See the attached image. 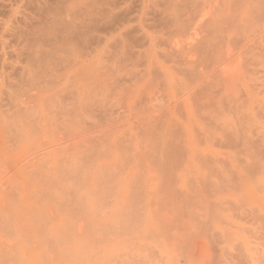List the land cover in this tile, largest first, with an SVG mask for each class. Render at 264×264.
<instances>
[{"label":"bare ground","instance_id":"6f19581e","mask_svg":"<svg viewBox=\"0 0 264 264\" xmlns=\"http://www.w3.org/2000/svg\"><path fill=\"white\" fill-rule=\"evenodd\" d=\"M84 158L123 172L112 218L140 182L137 255L150 235L165 264H264V0H0V264H49L48 236L62 251L97 228L106 188L58 187Z\"/></svg>","mask_w":264,"mask_h":264},{"label":"rangeland","instance_id":"374dc122","mask_svg":"<svg viewBox=\"0 0 264 264\" xmlns=\"http://www.w3.org/2000/svg\"><path fill=\"white\" fill-rule=\"evenodd\" d=\"M125 103H126V102H124L123 104H121L122 106L120 105V106L117 107V108H119V109H118V110L120 111L119 113H120L122 116H120V114H113V115H114V118L117 116V118H118V119H116V121L118 120L117 122H119V121L122 122V121H123L122 124L120 125V126H122V125H123V126H122V127L119 126V127H116V128H120V129L127 128V124H125V122H124V121H125L124 119L126 118V115H127V114H126V113L123 114L122 112L125 111V112L128 113L129 110H130V108H131L130 106H132V104L130 103L129 105H128V104H127V105H124ZM127 103H128V102H127ZM127 106L130 107V108H128ZM125 107H126V108H125ZM117 108H116V109H117ZM118 110L116 111L115 108H114V111H115L114 113H116V112L118 113ZM121 110H122V111H121ZM125 114H126V115H125ZM123 123H124V124H123ZM126 123H127V122H126ZM41 140H42V139H39V141H38V140H37V141L40 142ZM38 142H35V143L37 144ZM98 146H100V145H98ZM32 148H33V147H32ZM32 148H31V152L33 151ZM34 148H36V146H35ZM29 150H30V149H29ZM93 156H94V155H92V157L89 158V160H91L92 158H93V160L95 159V161L91 160V161H93V162H92L93 164H95L94 162H96V164H97L98 159H100V158L102 159V158H103V157H101V156H100V158H99V156H98V158H97V157L94 158ZM123 157H124V156L119 157L118 160H120V161H117L118 164L120 163V165H118V166H120V167H121V166H122V167H123V166H127V165H125V164H126V163L129 164V161H130V160H127V159L125 158V160H126L127 162H126L125 160H124V161H125V162H124V161H123ZM96 159H97V160H96ZM83 160H84L85 163L81 160L82 162H79V163H81L80 166H77V167H80V168L78 169L79 171H80V169L82 170V172H83L82 175L80 174L81 172H79L78 170H77V171L75 170V171H73V172H74V176H73V174H72L73 172L71 173V174H72L71 178H69V175H71V174L67 175V177L69 178V179H68V178L66 177V178H67V182H66L65 179L63 178V179L60 181V183H59L60 185H59L58 187H61V186L64 185V184L67 185V184L70 182V183L68 184V187H69L68 189H71V190L73 189V191H74V190H75V191H78V190H79L80 192H82V190H83V192H84V191H85V187H84V185H85V186H88L87 184H89V186H90L91 184H94V188H95V191H93L94 193L97 192L98 187H99V188H103V187H104V189L106 188L105 190H107V192L110 190V186H111L112 188H113V187H114V188L116 187L117 190L115 189V190H116V191H115L114 188H113V193H112V190H110L111 192H108V195L106 194L107 192H103V194H102V193H101V194L99 193L100 190H101V192H102V190H104V189H99V192H97V193H99L98 195H99L100 197H102V203L104 202L103 204L100 203V204L98 205V207H97V211H99L98 216L100 215L99 217H101L100 211H101V213L103 212V214H102V217L99 218V217L97 216V213H98V212L96 213V217H95V218L98 217L97 219H95V221L98 223V224H97V228H91V227L94 226V223H95V222H94V223L91 222L92 224L90 223V221L85 223L86 225H87V224H88V225H89V224H90V225H93V226H90V227H89V226L86 227V229L88 228V229H87L88 233H87V231H86V234L84 235V237H85L87 234H88V237L86 236L85 239L83 238L85 243L83 242L82 239H81L82 241H80L81 243H80V242H77L76 239L74 240V238H72V237H71V238L68 237V238H67L68 241H67V240H66V237H65V238H64L65 240L63 239V242L66 241L68 244H65L66 242H65V243L61 242V243L65 244V245H64V249H65V248H68V249H66V251H63L64 249L61 251L62 247L59 246V248H58V247L56 246V242H55L54 240H51L52 238L48 236V238H49V239L47 238L48 241L50 242V240H51L53 243H51V242H50V243H51L54 247H53L48 241H46V244H44V245H46L47 248L49 247L48 249H49L50 251L45 247L46 249H45V251H44L43 253H44V254L47 253V254H49L50 256H52V258H53V259L50 258V256L47 255V254H45L46 256L43 255V256L45 257V259H46V262L49 261V264H51V263L54 264V261H55L56 258H57V260H58V262H60V264H95V263H96V264H114V262H115V264H117V262H116L117 260H118V262H119L118 264H120V263H121L120 260L123 258V259H124V260H122L123 263L125 262L126 259H129V261L131 260L130 263H129L128 260H127V261L125 262V264H126V263H127V264H128V263H129V264H133L132 262L134 261V259H135V262H136L135 264H138L137 262H140V261H141V264H147V263H150V261H148V259L150 260V259L153 257L152 255H155V251L158 249V246H157V245H154L155 242H154V240L151 239L152 237H151L150 235H148V236H145V237L143 238V245L145 246V245L147 244L148 247L145 246V247H144V250H143L142 252H139L138 255H137V251H136V248H135V247H136V244H137V241H136L137 239L135 238V233H137V232L139 231V230L137 231V229H140V227H141V225L139 226V223H140V221H141L140 218H141V216H145V215L147 214V210L145 211V209L147 208V207H146V203H145L146 201L143 200V199H145L146 196L144 195V193H143V191H142L141 189H138V188H139V185H140V182L138 181V186H136V185H137V184H136V185H134V187H135V188L137 187V188H136L137 191L139 190V192H141V191H142V192L138 194V192L135 191V193L132 194V195L134 196L133 201H132V203H131L129 206H126V207H127V211H128L129 213L126 211V207H125V208H124L125 210H124V209H123V210L126 211V212L123 213V212H124L123 210H122V212H121V214L123 213L122 215H124V216H122L121 214H119V215L121 216V219H120L119 216H117V219H116V217H115V218L113 217L114 219L118 220L117 223H118L119 225H117V224L115 223V221L113 220V218H112V216H113L114 214H112L111 212H112V211L115 212L114 208L116 209V207H115V202H114V200H113V199H115V198H113V197H114L113 195H116V196H117V194H114V193H115V192L118 193V188H117V186H116V184H115V180H116L117 175L120 176V177H123V172L121 171V174H122V175H121V174H117V175H115V178H114V179H113V177H114V176H113L112 179L114 180V182H113L114 184H111V185H110L109 182H110L111 180H108L109 178H106L107 176H106L105 179H104V178H103L104 176H101V175L98 173V171H97V165H96V168H93V170L90 171V173L93 172V174H91V175H89L90 173H87V174H86L85 171H83V168H84V166L86 167L85 164L87 163L88 160H87L86 158H84ZM121 161L124 162L125 164L123 165V163H122ZM83 163H84V165H83ZM63 164H64V163H63ZM78 165H79V164H78ZM82 165H83V167H81ZM125 168H126V167H125ZM95 169H96V172H94ZM86 172H87V171H86ZM77 173H79L80 175H78ZM94 173H96V174H94ZM97 174H99V177H97V176H98ZM93 175H94V176H93ZM96 175H97V176H96ZM75 176H76V177H75ZM89 176H91V177L89 178ZM95 176H96V177H95ZM74 177L77 178V179H75V181L77 180L76 183H75V181H73V180H74ZM78 177L80 178V180L83 181V183H81L80 180H78V179H79ZM92 177H94V178H92ZM83 178H84V179H91V178H92V182H91L90 180H88V181L91 182V184H90V182H88L87 180H85V182H88V183L86 184V183L84 182ZM95 178H96V180H98L97 182H96ZM99 178H100V179L102 178V179L106 180V182H107V180H108L109 182L106 183L104 180H102V181L100 180L101 182L105 183V185H103V183H100V182H99ZM70 179H71V181H70ZM110 179H111V178H110ZM93 180H94V181H93ZM61 182H62V184H61ZM71 182H72V183H71ZM93 182H94V183H93ZM98 182H99V183H98ZM63 183H64V184H63ZM78 183H79V184H78ZM80 183L82 184V186H80V185H81ZM110 183H112V181H111ZM71 184H72V185H71ZM75 184H77V185L75 186ZM97 184H99L98 187L96 186ZM101 184H102V185H101ZM107 184H109V190L107 189V188H108V185H107ZM177 184H179L180 186H177ZM177 184H176V186H177L176 188L179 187V189H180L182 184H180V183H177ZM100 185H101V186H100ZM113 185H114V186H113ZM64 186H65V185H64ZM73 186H75L76 189H75ZM58 187L56 186L57 190H58ZM71 187H73V188H71ZM77 187H78V189H77ZM81 188H83V189L80 190ZM89 188H90V187H89ZM94 188H93V185H92L90 189H93V190H94ZM96 188H97V190H96ZM112 188H111V189H112ZM135 188L133 189V191L135 190ZM183 189H184V187L181 188V190H183ZM71 190L69 191V193L72 195L75 191L73 192V191H71ZM105 190H104V191H105ZM136 192H137V193H136ZM44 193H45V192H44ZM94 193H93V195H96V194H94ZM111 193H112V194H111ZM142 193H143V194H142ZM47 194H48V195H50V194L52 195V190H50V192H46V195H47ZM70 194H69V195H70ZM104 194H105V195H104ZM48 195H47V196H48ZM101 195H104L105 198H104V196H101ZM139 195H140L141 197H140ZM99 196L96 195V198H97V197L99 198ZM50 197H51V196H49L48 198H50ZM94 197H95V196H94ZM108 197H109L110 199H109ZM103 198H104L105 200H103ZM99 199H100V198H99ZM107 199H109L110 201L107 200ZM112 200H113V202H112ZM105 201H106V202H105ZM108 202H109V203L112 202L113 204L110 203L111 205H106ZM109 203H108V204H109ZM140 203H142V204L140 205ZM103 205H104V206H103ZM105 205H106V209L108 210V212H107L106 209H104V208H105ZM137 205H138V206H137ZM107 206H108V207H107ZM109 206H110V207H109ZM145 207H146V208H145ZM99 208H100V210H99ZM102 208H103L104 210H103ZM144 208H145V209H144ZM128 209H130V210H128ZM105 210H106V211H105ZM109 210H110V212H109ZM161 210H162V209H161ZM161 210H159V211H161ZM143 211H144V212H143ZM163 211H164V210H163ZM105 212L109 214V215H108L109 218L112 219L114 222H113L112 220H111L112 222L106 220V216H107V214H106ZM126 213H127V214H126ZM104 214H105V215H104ZM125 214L127 215V218H128V219H124V220H123V218H126V215H125ZM110 215H112V216H110ZM108 216H107V217H108ZM139 216H140V217H139ZM118 217H119V218H118ZM102 218H103V219H102ZM109 218H107V219L109 220ZM142 218H143V217H142ZM100 219H102V220H100ZM104 219H105V220H104ZM98 220H100V221H98ZM158 220L160 221V217L158 218ZM91 221H92V220H91ZM105 221H106V222H110L109 224H110L111 227H110ZM137 221H139V222H137ZM161 221L164 222V221H165V218H163V220H162V217H161ZM99 222H101V223L103 222L104 224L106 223L107 225L105 224V226H104V224L102 223V226H101V225L99 226V224H101V223H99ZM123 222H124V223H123ZM112 223H114V224H112ZM120 223H121V225H120ZM122 223H123V225H122ZM126 223H127V224H126ZM131 223H132V226L130 227V224H131ZM133 223H134V224L137 223V225H134ZM126 225H128V226H126ZM133 225H134V227H133ZM124 226H126V227H124ZM136 226H137V227H136ZM95 227H96V226H95ZM102 227H103V228H102ZM122 227H123V228H122ZM98 228H99V230H98ZM111 228H112V229H111ZM116 228H121V229L125 230V232H128V234L125 235V236L123 237L122 234L124 235V231H123V230H122V231H119L120 229H119V230H118V229L116 230ZM129 228H130V229H129ZM89 229H90L92 232H90ZM95 229H96V230H95ZM127 229L130 230V231H127ZM131 229H132V230H131ZM84 230H85V228H84ZM118 231H119V232H118ZM132 231H133V232H132ZM114 232H115V233H114ZM131 232H132V233H131ZM108 233H109V234H108ZM111 234H112V235H111ZM113 234H114V235H113ZM116 234H117V235H116ZM125 234H126V233H125ZM129 234H131V235H129ZM115 235H116V236H115ZM89 236H90V237H89ZM113 236H115V237H113ZM129 236H130V237H129ZM128 237H129V238H128ZM133 237H134L135 239H134ZM50 238H51V239H50ZM115 238H116V239H115ZM117 238H118V239H117ZM120 238H121L122 241L120 240ZM126 238H127V240H125ZM69 239H71V240L69 241ZM105 239H106V240H105ZM108 239H109V240L111 239V240L109 241ZM103 240H105V241H103ZM119 240H120V241H119ZM148 240H149V241H148ZM102 241H103V244H102ZM118 241H119V242H118ZM135 241H136V242H135ZM28 242H29V243H28ZM28 242H27V243H28V246H30L31 243H33L34 241H31V240H30V241H28ZM70 242H73V243L71 244ZM117 242H118L119 244H118ZM120 242H121L122 244H121ZM123 242H125V243H123ZM35 243H36V241H35ZM74 243H75V244H74ZM77 243H78V245H77ZM106 243H107V244H106ZM127 243H128V244H127ZM33 244H34V243H33ZM54 244H55V245H54ZM79 244L82 245V246H81L82 248L80 247V248L78 249V247L80 246ZM134 244H135V246H133ZM155 244H156V243H155ZM48 245H49V246H48ZM70 245H71V246H70ZM87 245H88V246H87ZM91 245H92V246H91ZM104 245H105V246H104ZM108 245H112L113 248L111 249L112 252H110V253L116 255L117 258H116V256H114V255H113V257H114V258H113V257H111L112 255L109 254L110 256H107L106 258H109L110 260L107 259V260H109V262H107V260H106V263H105V259H106V258L103 259V258H104V255H103V254L105 253V248H104V247H107ZM153 245H154V247H152V248H153V249H152L151 246H153ZM86 246H87V247H86ZM149 246H150V247H149ZM30 247L32 248L33 245L30 246ZM51 247H53V248H51ZM71 247H72V248H71ZM73 247H74V248H73ZM83 247L86 248V249L84 248V249H85L84 252L82 251V250H83ZM115 247H116V249H115ZM118 247H119V248H118ZM120 247H121V248H120ZM132 247L134 248V251H132ZM146 247L148 248V250H147ZM60 248H61V249H60ZM88 248H89V250H88ZM117 248H118V249H117ZM71 249H72V250H71ZM77 249H78V252L76 251ZM92 249H93V250H92ZM94 249H95V252H94ZM99 249H101V250H99ZM102 249H104V250H102ZM155 249H156V250H155ZM47 250H48L49 252H47ZM68 250H69V251H68ZM98 250L100 251V253H99ZM57 251H58L59 253H61L62 255L59 254ZM75 251H76V252H75ZM80 251H82V253H81ZM86 251H87V252H86ZM96 251H97V252H96ZM116 251H117L118 253H117ZM120 251H121V253H120ZM135 251H136V253H135ZM150 251H152L154 254L151 253ZM50 252H51V253H50ZM63 252H64V253L67 252V253L64 254ZM73 252H74V253H73ZM79 252H80L81 254H79ZM93 252H94V253H93ZM57 253H58V255H57ZM85 253H86V254H85ZM90 253H91V254H90ZM98 253H99V254H98ZM123 253H124L125 255H124ZM130 253H131V254H130ZM143 253H144V254H143ZM77 254H78V255H77ZM84 254H85V255H84ZM87 254H88V256H87ZM118 254H119V255H118ZM129 254H130V256H129ZM141 254H142V256H140ZM151 254H152V255H151ZM56 255H57L58 257H57ZM69 255H70V256H69ZM79 255H81V256H79ZM82 255H83V256H82ZM91 255H92V256H91ZM101 255H102V256H101ZM120 255H122L123 257H122V256L120 257ZM127 255H128L129 257H128ZM133 255H135V257H137V258L132 257V258H134V259L132 260V259H131V256H133ZM136 255H137V256H136ZM150 255H151L152 257H151ZM47 256H49V257H47ZM60 256H61L62 258H60ZM64 256H66V257H64ZM100 256H101V257H100ZM138 256H140V258H139ZM171 256H172V257H171ZM174 256H175V257H174ZM63 257H64V258H63ZM68 257H69V258H68ZM94 257H95V258H94ZM102 257H103V258H102ZM124 257H125V258L127 257V258L125 259ZM145 257H146V258H145ZM148 257H150V258H148ZM166 257L168 258V256H166ZM176 257L180 258L181 260L178 259V258H176ZM71 258H72L73 260H72ZM111 258L113 259V261H114V259H116V260L113 262V261H111ZM143 258H145V259H143ZM170 258H171V259H170L171 261H172L173 258L175 259V260L173 259V260L175 261V264H177L178 262H180L179 264H182V263L185 264L184 261H183V259H182V257L179 256L178 254H177V255H176V254H175V255H174V254H173V255L171 254V255H170ZM48 259H49V260H48ZM63 259H66V262H65ZM70 259H71L72 262L70 261ZM142 259H143V260H142ZM47 260H48V261H47ZM62 260H63V261H62ZM100 260H101V261H100ZM102 260H103L104 262H103ZM137 260H138V261H137ZM153 260H154V257H153V259L151 260V264L154 263L155 260H154V261H153ZM163 260H164V257L161 259V261H155L156 263H154V264H158V263H160V262H161L162 264H165ZM16 261H17V264H18V263L21 264V262H20L19 260H16ZM51 261H52V262H51ZM77 261H78V262H77ZM91 261H93V262H91ZM97 261H98V263H97ZM110 261H111V262H110ZM143 261H144V262H143ZM152 261H153V263H152ZM176 261H178V262H176ZM50 262H51V263H50ZM70 262H71V263H70ZM101 262H102V263H101ZM123 263H122V264H123ZM36 264H37V263H36ZM169 264H170V263H169ZM171 264H174V262H171Z\"/></svg>","mask_w":264,"mask_h":264}]
</instances>
